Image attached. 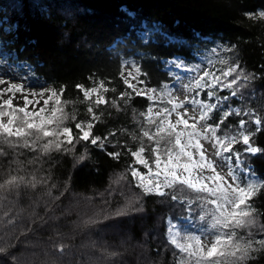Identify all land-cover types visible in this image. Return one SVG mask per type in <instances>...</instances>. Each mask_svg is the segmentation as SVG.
I'll return each instance as SVG.
<instances>
[{
	"label": "snow or ice",
	"instance_id": "1",
	"mask_svg": "<svg viewBox=\"0 0 264 264\" xmlns=\"http://www.w3.org/2000/svg\"><path fill=\"white\" fill-rule=\"evenodd\" d=\"M244 15L264 22V9ZM211 51L215 58L207 63L190 64L174 56L165 63L187 76L170 72L171 84L156 81L155 86L149 72L126 61L127 71L119 73L120 90L103 80L91 87L79 84L82 98L76 101L64 97L65 88L41 86L24 94V84L0 76V160L9 158L6 170L0 166V209L5 201L14 204L9 197L38 186L51 201L59 200L53 195L56 185L49 184L56 162L72 157L74 166L87 164L98 151L113 161L127 160L107 190L113 195L119 189L124 202L81 219L78 226L129 211L143 213L145 198L156 197L173 207L176 202L207 225L200 234L182 233L174 216L162 217L172 249L170 264H252L257 254H264V211L255 203L264 197V178L250 163L252 157L264 156V147L254 139L264 133V114L233 101H243L244 91L258 77L241 65L235 47L218 44ZM141 99L145 104L138 109ZM109 109L129 117V123L98 133ZM66 191L68 182L60 195ZM23 211L6 221L8 214L0 213V229L5 223L14 228ZM56 250L65 254L62 244ZM5 251L0 247V253Z\"/></svg>",
	"mask_w": 264,
	"mask_h": 264
},
{
	"label": "trees",
	"instance_id": "2",
	"mask_svg": "<svg viewBox=\"0 0 264 264\" xmlns=\"http://www.w3.org/2000/svg\"><path fill=\"white\" fill-rule=\"evenodd\" d=\"M261 9L264 0H0V53L31 67L43 83L65 88L64 97L76 101L82 98L79 84L91 87L93 81L103 80L120 90L119 73L126 61L149 72L153 86L156 81L171 84L165 62L174 56L190 64L207 63L215 58L211 50L218 44L233 46L241 65L258 77L244 91L243 101L237 97L233 103L246 102L264 114V22L244 15ZM144 104L141 99L136 107L142 109ZM108 111L111 115L105 113L106 123L98 126V133L128 125L129 117ZM254 139L264 147V133ZM8 160H0L5 170ZM126 163L98 151L92 152L87 164L77 166L72 157H62L49 180L56 185L53 195L59 200L51 201L39 186L18 198L9 197L14 204L5 201L0 209L8 214L5 221L24 211L14 228L5 223L0 229V247L6 249L0 253V264H170L172 249L165 240L162 217L174 216L177 225L187 226L192 220L202 229L207 227L176 202L173 207L156 197L145 198L143 213L129 211L119 218L78 226L81 219L123 204L119 189L113 195L107 190ZM250 163L264 178V156L252 157ZM65 182L68 191L60 195ZM255 203L264 211V197ZM61 244L63 256L56 250ZM112 252L117 254L110 256ZM252 264H264V254H257Z\"/></svg>",
	"mask_w": 264,
	"mask_h": 264
},
{
	"label": "rangeland",
	"instance_id": "3",
	"mask_svg": "<svg viewBox=\"0 0 264 264\" xmlns=\"http://www.w3.org/2000/svg\"><path fill=\"white\" fill-rule=\"evenodd\" d=\"M217 51L219 50L217 49ZM31 69L32 68L29 66L16 62L14 58L10 57L9 54L3 56L0 53V76H2L5 80H8L10 82L24 84L26 89V92L24 94H27L29 90L40 91L41 86L51 87L50 85L40 81L34 74H32ZM168 69L171 72H179L181 76H187V73L184 70L176 69L171 65L168 66ZM124 71H127L125 65H124ZM176 86L178 87V85ZM16 95L19 96L21 94H16ZM29 98L31 99L32 97ZM15 103L16 100H14V104ZM177 226L182 230V233L195 232L196 234H200V232L203 230L202 228L193 224L192 220L187 221V226L186 225H177Z\"/></svg>",
	"mask_w": 264,
	"mask_h": 264
}]
</instances>
